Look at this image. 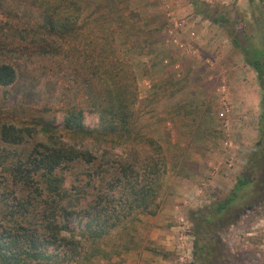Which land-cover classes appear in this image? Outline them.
I'll return each instance as SVG.
<instances>
[{"label": "trees", "instance_id": "16d2710c", "mask_svg": "<svg viewBox=\"0 0 264 264\" xmlns=\"http://www.w3.org/2000/svg\"><path fill=\"white\" fill-rule=\"evenodd\" d=\"M146 27L139 14L120 9L119 0H0V87L16 80L14 61L69 57L73 90L84 104L63 108L60 125L44 114L49 108L27 113V122L24 109L0 108V139L14 148L0 153V264L107 258L102 243L115 229L126 232L138 215L159 212L164 174L175 171L179 157L155 135L133 129L142 102L133 67L156 32ZM258 52L246 62L261 88L263 131L264 55ZM85 110L97 115L96 126L84 124ZM170 110L190 112L183 104ZM76 165L92 167L98 183L67 188L66 172ZM263 203L264 144H258L223 197L189 211L194 264H231L221 233Z\"/></svg>", "mask_w": 264, "mask_h": 264}, {"label": "rangeland", "instance_id": "374dc122", "mask_svg": "<svg viewBox=\"0 0 264 264\" xmlns=\"http://www.w3.org/2000/svg\"><path fill=\"white\" fill-rule=\"evenodd\" d=\"M172 1L119 0L120 9L125 12L132 11L139 14L143 20V24L147 26L146 28L156 30L153 44L142 50V55L139 57V60L137 57L136 64L133 67L139 99L142 100L140 104L138 102L136 104V110L137 112L139 110V115L137 113L133 129L146 135H155L164 147L170 149L169 153L172 156L179 157L178 166H180V163L184 160L185 145L187 142L179 139V137H182L184 132L182 133L181 128L177 129L180 125L179 120H172L174 116L166 117L164 114H166L167 110L173 111L170 110L172 107V104L169 106L170 103L179 104L183 101L184 98L182 96L189 82H191L192 85H190L192 87L203 88L206 97L208 96V87L203 86V83H200V77L196 75L190 77L185 76L183 80H178L179 77L176 78L174 76L175 79L170 78L165 83H162L163 80L162 77L160 79L159 74L156 76L153 75L159 72V69L164 70L165 68V64H161L164 56H159L161 51L158 52L159 47L156 44L160 41L163 44L171 43L170 35L167 31L168 27L171 26L170 17L176 19L190 18L193 13L198 14L195 12L196 8L201 12L203 11L202 14H199L202 18L210 21L213 18L223 17L225 21H222L220 24H215L222 31L217 34L223 38L227 36L231 43V46L224 53L226 56L230 54L234 55L235 62L232 63L233 66L243 69L242 74L235 80L244 86L246 85L245 89L249 94L251 91H255L259 96V100L257 104H254L253 108L245 109L240 104L236 108L237 112H240L243 108V110L250 114L251 119L247 120L248 122L246 121L247 125H243L245 126L244 131L242 130L239 133L241 137L234 138V146L229 149L223 148V133L221 135L217 134L220 136L217 146L229 155L228 159L226 160L225 158L224 161L222 160L223 163L221 162L218 166L206 164L211 169H209V175L211 173L218 174V171L223 170V167L224 169H233L231 171L233 174L230 178L234 182L239 172L246 165L250 155L255 151L257 145L264 144L261 139L263 131L259 129L261 88L255 70L246 62V58L250 59L254 57L256 51H259L258 54L261 52L264 55V4L262 3L263 6H261L258 3L256 4L257 7L251 6L249 0H246L245 3H239V0ZM178 2L181 4L180 7ZM185 7H189V12L182 11V8ZM178 11L182 14L180 15ZM212 23L214 22L212 21ZM228 33H231L232 36H229ZM232 39H235V43L232 42ZM171 46L174 47V44ZM211 53L214 58H217L223 51L215 49ZM225 55L223 54V57ZM223 57L220 60L224 62ZM262 61L264 62V57ZM13 64L17 73L16 80L9 86L0 87V108L3 110L15 109L13 111L16 112V109H24L22 120L24 119L27 122L28 120L25 119L27 113L34 112L40 114L43 113V108H49L47 112L44 111V114L54 117V123L60 125L62 122L63 108L72 105L84 106L79 92L73 90L75 86V80L72 76L74 63L69 57H62L55 61L48 59H24L14 61ZM50 65L54 69L50 68ZM227 70L230 71L229 76L231 77L234 69L230 67ZM227 70L226 73H228ZM221 72L216 74V80L222 78L220 75L226 79V73ZM143 80L148 83L145 84ZM210 84L213 87V83L210 82ZM182 87L186 89L184 90ZM156 89H161V91ZM233 90L235 91V88ZM205 91H207V94ZM204 93L202 94L204 95ZM158 95H160L159 100H161L159 102L160 108L154 106ZM146 99L149 101L145 102ZM203 99L206 98H201V100ZM235 99H237L236 101H243L237 95ZM207 109L210 112L212 111V107H208ZM203 110V108L198 107L190 109L196 117ZM9 117L11 119L13 116L11 115ZM13 119L15 120L16 116ZM83 121L86 126L94 127L98 123V117L95 113L85 110L83 113ZM169 121L174 122L172 127ZM191 126H196V123L191 124ZM197 128H195V131L199 133L200 130ZM61 133L65 134L64 131ZM36 139H40V136H37ZM6 150L14 151V148L0 139V153L6 152ZM113 153L120 155L121 151L120 149H115ZM95 155L98 157L99 152H96ZM231 156L233 158V165L229 167L228 160ZM205 163H207L206 160ZM87 171L90 172V176L86 175ZM110 172L112 173L109 175L105 174L108 180L114 174V170ZM180 173L181 170L176 169L175 172H172L169 169L164 174L165 186L161 192V205L164 204L169 195L171 196L169 189L171 177ZM84 183H90L89 185L98 183L92 167L76 165L67 170L65 183L67 188H71L73 185L81 186ZM9 190H11V187ZM229 190H223L219 194L214 191H209V196L204 198L201 195V199L205 200L197 203L194 202V204L192 203L193 205L189 203L185 206H178V214L175 216L170 213L169 209L156 215H138L136 220L127 225L126 232L121 229H115L103 241L102 247L107 253V258L104 256H96L92 262L87 264H138L140 261L146 264H194L192 255L194 236L188 213L190 210L203 207L210 201L223 197ZM88 191H91V189ZM2 192L3 189L1 190ZM174 192L173 195H175ZM176 195H178V192H176ZM91 197V193L87 195V198ZM174 205H176V202ZM221 239L230 251L231 264H264V203L262 206H257L255 209L248 211L237 223L223 231L221 233ZM121 245L129 246L130 249L122 251L123 247ZM152 249H158L164 255L154 254ZM118 250L121 252L120 255L116 254Z\"/></svg>", "mask_w": 264, "mask_h": 264}, {"label": "crops", "instance_id": "0c3cea01", "mask_svg": "<svg viewBox=\"0 0 264 264\" xmlns=\"http://www.w3.org/2000/svg\"><path fill=\"white\" fill-rule=\"evenodd\" d=\"M251 1V6L253 5L255 7H257L256 4L258 3H260L261 6H263L262 3L264 4L263 0ZM245 2L246 0H239V3ZM178 3L180 7L181 4L180 2ZM179 11L178 13L180 15L182 14L180 13L182 11L189 12V7L182 8V11ZM188 21L189 23L187 24L186 29H193L196 32V37L194 39L189 38L188 33L185 34V38L187 37L186 40H188L190 43L188 49L180 50L175 45L174 47L171 46V43L163 44L161 41L156 44L159 47L158 52L161 51L159 56H164L161 64H163L164 59H169L172 62L179 63V75L173 70L172 66L169 65H164V70L159 69V72L153 74L154 76L159 74L158 76H160V79L162 77V83H165L166 80L170 78L175 79L174 76H176V78L179 77L178 80H183L185 76L190 77L196 75L200 77V83H203V86L210 89H207L208 96L206 97L203 88L192 87L191 82H189L187 89L182 87L184 90H186L182 96L184 99L179 104H183L184 108L189 110L195 107L203 108L204 110L199 112L198 117H196L191 111L187 113H184L183 111L180 113L171 114L167 110L166 114H164L166 117L174 116L172 120H179L180 125L177 127V129L181 128L182 133L184 132L182 136L183 138L179 137V139L187 142L185 145L184 160L180 163V166L176 167L177 170H181V173L175 174L171 177V182H169L171 196L169 195L166 198L164 204L161 205L158 212L160 214L164 210L169 209L170 213L174 216L178 214V206L181 207L189 203L194 204V202H200L205 200L201 199L202 196L204 198L209 196V191H214L219 194L223 192V190H229L233 185V179L230 178V176L233 174L231 172L233 169L229 170L224 169L223 167V170H219L218 174L211 173V175H209L208 173L211 169L206 165L212 164L218 166L221 164V162L223 163L225 158L227 160L229 157L226 152L224 153L223 150L217 146L218 140L220 138L218 135H221L222 133V124L219 120H217L215 110L217 97L214 90L220 79H215L216 74L220 71H222L221 73H226V70L230 67L234 69L231 77L229 76L230 71L227 70L228 73H226V79L228 80L227 82L231 99L236 105H238V107L240 104V106L242 105V107L245 109L253 108L254 104H257L259 100L258 93L255 91H253V93L251 91L249 94L245 89L246 85L244 86L243 84H240L239 81L235 80L239 75L242 74L243 69L233 66L232 63L235 62L234 55H225L224 51L227 50L229 46H231V43L227 36L223 38L221 35L217 34L222 32L219 26L206 18H202L201 15L196 13H193V15L188 18ZM215 49L223 51V53L219 57L217 56V58H214L213 54L211 53ZM223 54L225 57H223ZM222 57L225 60L224 62L220 60ZM143 82H145V84L148 83L145 80H143ZM210 82L213 83V87L211 86ZM233 88H235V91ZM156 90L161 91V89ZM207 91H205L206 94ZM202 93H204L205 96ZM236 95L243 101H236ZM201 98L206 99L201 100ZM159 99L160 95L157 96L156 102L154 104L156 108H160L159 102H161V100ZM171 104L173 106L177 103H170L169 106H171ZM208 107H212L211 112L207 109ZM234 118L235 119L233 120V124L231 126L233 132L232 135L234 138L238 136L241 137L239 133H241L240 131L242 130L244 131L245 126L243 125H245L246 122L239 120L237 116ZM169 123H171V127L174 124V122L172 123L171 121H169ZM193 123H196V126L192 127L191 124ZM196 127H198V130H200L199 133H196ZM205 160L207 163H205ZM173 192L175 195H173ZM176 192H178V195H176ZM175 202L176 205H174ZM138 264L146 263L140 261Z\"/></svg>", "mask_w": 264, "mask_h": 264}, {"label": "built area", "instance_id": "2783aa9c", "mask_svg": "<svg viewBox=\"0 0 264 264\" xmlns=\"http://www.w3.org/2000/svg\"><path fill=\"white\" fill-rule=\"evenodd\" d=\"M171 19V26L168 27L167 31L170 35V41L180 50H186L190 46L188 40H186L184 33H188L189 38L194 39L196 37V32L192 30H187V24L189 23L188 18L176 19L174 17H170ZM210 62V61H208ZM163 64L172 66L173 70L178 73L180 72V64L177 62H172L169 59H164ZM222 78L219 79V83L215 87V94L217 97L216 100V117L222 124L221 129L223 133L222 138V146L223 148H231L233 145L234 137L232 132V124L234 117L237 116L239 120L246 122L250 120V114L245 111L241 110L240 112L236 111L238 106L232 101L228 82L225 77L221 76ZM212 78V77H210ZM237 112V113H236ZM237 119V120H238ZM238 120V121H239ZM236 147V146H235ZM228 166L231 167L233 165V158L232 156L228 160ZM188 236V235H186Z\"/></svg>", "mask_w": 264, "mask_h": 264}, {"label": "flooded vegetation", "instance_id": "af4514ba", "mask_svg": "<svg viewBox=\"0 0 264 264\" xmlns=\"http://www.w3.org/2000/svg\"><path fill=\"white\" fill-rule=\"evenodd\" d=\"M248 1V0H247ZM250 3L252 2L251 0H249ZM263 124V123H262ZM264 138V129H263V132H262V136H261V139Z\"/></svg>", "mask_w": 264, "mask_h": 264}]
</instances>
